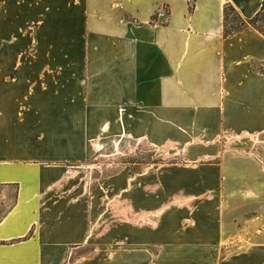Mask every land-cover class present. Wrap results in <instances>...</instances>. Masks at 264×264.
<instances>
[{"label": "crops", "instance_id": "1", "mask_svg": "<svg viewBox=\"0 0 264 264\" xmlns=\"http://www.w3.org/2000/svg\"><path fill=\"white\" fill-rule=\"evenodd\" d=\"M129 1L104 64L0 65V264H264V166L222 142L264 134V35L225 37L264 0ZM114 123L180 157L87 182Z\"/></svg>", "mask_w": 264, "mask_h": 264}, {"label": "rangeland", "instance_id": "2", "mask_svg": "<svg viewBox=\"0 0 264 264\" xmlns=\"http://www.w3.org/2000/svg\"><path fill=\"white\" fill-rule=\"evenodd\" d=\"M129 2L0 0V65L35 68L60 65L72 71L74 67L90 65L92 53L98 59V64H104L105 39L98 42L100 35L109 34L129 21L128 12L123 8ZM164 10L168 15L167 9L160 7L154 16L155 20L164 18L158 16ZM227 17L229 30L241 26L242 20L231 9L227 10ZM258 26L264 29V22ZM70 88H73L72 85ZM118 125L113 124L114 136L97 140L95 146L98 151L100 147L102 150L93 154L83 167L82 175L87 182L119 175L126 168L134 173H144L156 165L155 168L163 172L175 162L174 158L180 157L164 149H156L146 141L122 138ZM222 142L230 150L255 158L264 166V134L255 137H225ZM113 206L114 209L120 206V196L116 194Z\"/></svg>", "mask_w": 264, "mask_h": 264}, {"label": "trees", "instance_id": "3", "mask_svg": "<svg viewBox=\"0 0 264 264\" xmlns=\"http://www.w3.org/2000/svg\"><path fill=\"white\" fill-rule=\"evenodd\" d=\"M231 9L232 11H234L237 16L239 17L241 21V26L237 27V28H231V30L228 29L227 27V22H228V17H227V10ZM264 22V1L262 3V8L261 11L251 20H244L239 13L237 12V10H235L232 6H227L225 9V37H229L235 33H238L240 31H242L246 26H251L252 28H254L255 30H257L258 32H260L261 34L264 35V29L262 27H259L258 25L261 22ZM264 73V70H263Z\"/></svg>", "mask_w": 264, "mask_h": 264}, {"label": "built area", "instance_id": "4", "mask_svg": "<svg viewBox=\"0 0 264 264\" xmlns=\"http://www.w3.org/2000/svg\"><path fill=\"white\" fill-rule=\"evenodd\" d=\"M158 16H159L160 18H163V17H165V16H166V12H165V10H164V11H161V12H159Z\"/></svg>", "mask_w": 264, "mask_h": 264}]
</instances>
